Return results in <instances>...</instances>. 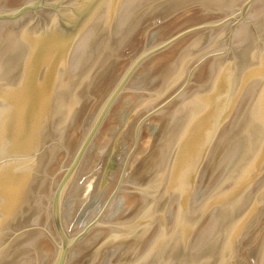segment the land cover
<instances>
[{"label":"water","instance_id":"95a60500","mask_svg":"<svg viewBox=\"0 0 264 264\" xmlns=\"http://www.w3.org/2000/svg\"><path fill=\"white\" fill-rule=\"evenodd\" d=\"M0 264H264V0H0Z\"/></svg>","mask_w":264,"mask_h":264}]
</instances>
